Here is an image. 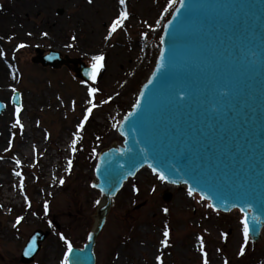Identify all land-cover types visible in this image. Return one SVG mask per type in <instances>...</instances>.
<instances>
[{"label": "rangeland", "instance_id": "374dc122", "mask_svg": "<svg viewBox=\"0 0 264 264\" xmlns=\"http://www.w3.org/2000/svg\"><path fill=\"white\" fill-rule=\"evenodd\" d=\"M177 1L169 7L170 0H126L124 5L119 0H0V264H23L21 248L35 229L50 228V235L28 264H61L67 251L61 235L73 246L85 243L99 197L91 187L95 157L70 170L73 141L86 145V153L97 152L111 138L121 141L117 124L153 67L163 23ZM125 9L129 18L106 39L111 22ZM21 44L26 47L18 48ZM49 50L85 66L103 55L104 67L86 84L72 66L32 62ZM89 88L100 89L97 100ZM14 91L20 93L23 128L12 127ZM90 100L96 106L78 130ZM90 124L99 130L96 139L89 135ZM163 191L170 193L168 201ZM208 205L198 195L189 197L183 186H168L140 169L115 196L97 237L95 264H204V253L208 264H264V231L259 241L249 239L241 256L242 214ZM18 217H23L19 224ZM165 226L168 247L161 243Z\"/></svg>", "mask_w": 264, "mask_h": 264}, {"label": "water", "instance_id": "95a60500", "mask_svg": "<svg viewBox=\"0 0 264 264\" xmlns=\"http://www.w3.org/2000/svg\"><path fill=\"white\" fill-rule=\"evenodd\" d=\"M32 61L55 68L72 62L78 78L91 79L92 67L81 62L77 67V60L59 58L52 50ZM157 65H162L159 71ZM140 86L134 105L139 100L141 107L133 105L117 126L122 142L111 138L97 154L91 186L97 185L99 203L86 243L73 247L71 264H95V242L115 195L141 168L152 171L149 164L167 181H176L167 184L191 186L215 210L244 208L250 239L259 241L264 227V0H184L183 7L178 1ZM3 109L0 102V113ZM170 197L163 191L165 201ZM48 236L49 231L34 230L20 261L32 262Z\"/></svg>", "mask_w": 264, "mask_h": 264}, {"label": "snow or ice", "instance_id": "6c2138e0", "mask_svg": "<svg viewBox=\"0 0 264 264\" xmlns=\"http://www.w3.org/2000/svg\"><path fill=\"white\" fill-rule=\"evenodd\" d=\"M91 2H92V0H89V3H91ZM125 2H126V0H119V3L121 5H124ZM179 3H180V6L181 7L184 6V0H179ZM171 6H172V4H171V0H170L169 7H171ZM176 11L178 12L179 9H176ZM128 18H129L128 11L126 9L123 10V11H121L119 13V15L117 16V18L114 19L111 22V25H110V28H109V32H108V36L106 37V39L111 38L112 34H114L117 31V29L123 27L124 22ZM44 35L47 36V33H44ZM72 40L75 41L76 40V37L73 36L72 37ZM23 47H26V45L21 44V45L18 46V48H23ZM69 47H71V45H69ZM162 57H163V54H162ZM92 59H93L92 71L88 75L90 76V78L93 81H95L96 78H97V75L99 74V72L101 71V69L104 67L103 61L105 60V57L103 55H98V56H94ZM161 67H162V65H157V71H159ZM149 83H151V81H149ZM97 91H98V89H96V88H89V96H93ZM176 95H177V98H181L180 97V92H177ZM105 102H107V101H105ZM89 103L92 104V101L90 100ZM95 106H96L95 104H92V107H90V108L87 109V112H86V114L84 116V120L81 121V123L78 125V130H83L84 124H85V122H87V120L89 118V115L92 113L93 108ZM134 107L135 108H140L141 107V104H140V101L139 100L134 105ZM20 112H21V108L20 107H17L16 108V116H17V119H16V122L12 125L13 128L17 127L18 125L21 128H23V125L21 124L20 119H19ZM131 115H134V113H129V116H131ZM77 139H79V137H77ZM75 144H76V140L73 141V150L74 151H75ZM16 163H17V165H19L20 164V161L17 160ZM71 165H72V162L69 161V169L71 168ZM148 167L152 169V172L157 175V177H158V179L160 181H162V182L167 181V177L165 176V174L163 172H158L157 169L156 168H153L151 164H149ZM15 174L17 176H20L21 175L20 172H16ZM129 175H133V173H129ZM167 182L173 183V184L176 183L175 180L167 181ZM61 184H63V180H61ZM92 187L93 188H96L97 185L93 184ZM101 191H103V188H101ZM137 191H139V190L137 189ZM153 191H155V189H153ZM187 195L189 197H192L194 195V189L191 186H189V188L187 190ZM202 198H205V197H202ZM97 203H99V201H97ZM208 207L212 208L213 205L209 204ZM45 210H47V204H45ZM240 211H241V213L244 214L243 217L240 220V224L242 225L243 244L241 245L240 250H239L240 255L243 256L245 254V248L247 247V245L249 243L250 226H249L248 216H247V213L245 212V209L244 208H241ZM164 212L167 213L168 212V209L165 208L164 209ZM22 219H23V217H18L16 223L19 224ZM169 236H170V231L168 230L167 226H165V230L163 232L164 239L161 241V243L165 247H168L169 246ZM89 238L91 239V237H89ZM60 239L63 240L64 243L67 245V251L64 254V258L61 261V264H71L70 257H71L72 252H73L72 244L63 235H61ZM199 239H200V250L203 252V249H204L203 238L201 237ZM204 256H205L204 264H208V260L206 258L207 257V253H204ZM156 259L158 261H161V258L159 256ZM161 264H163L162 261H161ZM225 264H227V262H225Z\"/></svg>", "mask_w": 264, "mask_h": 264}, {"label": "trees", "instance_id": "16d2710c", "mask_svg": "<svg viewBox=\"0 0 264 264\" xmlns=\"http://www.w3.org/2000/svg\"><path fill=\"white\" fill-rule=\"evenodd\" d=\"M96 94L97 96H99L98 94H100V91H97ZM104 100H107V98H105ZM88 131L90 133L89 135L91 136V138L93 137L94 139H96L98 137L99 130L97 126L90 124ZM86 150H87L86 145L80 143L79 141L76 143L75 151L73 150V159H72L73 169L80 167L79 161H81L82 159H87L90 156L91 158H94L95 153L92 152L86 153Z\"/></svg>", "mask_w": 264, "mask_h": 264}, {"label": "bare ground", "instance_id": "6f19581e", "mask_svg": "<svg viewBox=\"0 0 264 264\" xmlns=\"http://www.w3.org/2000/svg\"><path fill=\"white\" fill-rule=\"evenodd\" d=\"M2 83H3V80H2V77L0 76V84H2ZM194 195L197 196V194H194ZM263 231H264V228L262 229V232L261 233H263Z\"/></svg>", "mask_w": 264, "mask_h": 264}]
</instances>
